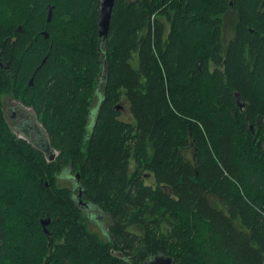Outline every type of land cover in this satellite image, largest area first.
Listing matches in <instances>:
<instances>
[{"label":"trees","instance_id":"trees-1","mask_svg":"<svg viewBox=\"0 0 264 264\" xmlns=\"http://www.w3.org/2000/svg\"><path fill=\"white\" fill-rule=\"evenodd\" d=\"M99 2L0 0V264H264V0H114L98 49ZM12 88L54 161L8 124Z\"/></svg>","mask_w":264,"mask_h":264},{"label":"flooded vegetation","instance_id":"flooded-vegetation-1","mask_svg":"<svg viewBox=\"0 0 264 264\" xmlns=\"http://www.w3.org/2000/svg\"><path fill=\"white\" fill-rule=\"evenodd\" d=\"M227 40L228 38L227 39L225 38L224 42H226ZM0 63L3 66L0 67L6 71L7 75H10L8 63L2 60L1 57H0ZM5 65H7L6 68L4 67ZM11 84H14V81L11 82ZM18 96H19V92H16L15 88H12L9 91V93H6L2 96V109L8 124L10 125L12 130L15 128L21 135H23V137L21 138L31 143L34 146V148L41 151L45 157H46V152H49L48 156L53 153L54 158L49 161H54L58 151L50 145L45 129L38 122L36 114L32 109V107L22 104L20 99L17 98ZM7 108H10V115L8 117L6 116ZM8 118L10 119L11 123L9 122ZM48 146H50L54 150V152H50ZM82 205L84 206V204ZM85 209L86 210L82 209L83 210L82 214L84 218L87 220V222L96 221L98 223H103L104 218L106 221L109 218V215H106L105 213L98 215H91L90 210L87 208ZM98 226L100 227V225ZM111 252L116 253L113 249L111 250Z\"/></svg>","mask_w":264,"mask_h":264},{"label":"water","instance_id":"water-1","mask_svg":"<svg viewBox=\"0 0 264 264\" xmlns=\"http://www.w3.org/2000/svg\"><path fill=\"white\" fill-rule=\"evenodd\" d=\"M113 5H114V0H100V2H99L98 17H97V34H98V38H99L98 49L100 48L101 42H103V40L107 36L108 30H109V24H110V20H111V15H112V10H113ZM47 9H48L47 20H49L51 13H52V7L50 5H48ZM42 33H43L44 37L47 36V32L43 31ZM0 66H2L1 63H0ZM4 67L6 68L7 65H5ZM105 69H106V65H105ZM29 83H31V80H29ZM95 92H99L98 88H97V90H95ZM235 95H236L237 102H238L239 106L242 108L245 103L239 101L238 93H236ZM99 101H100V99L97 97V99H96L97 107H98ZM95 107H96V105L91 108L90 115H91V111ZM96 113H97V111H96ZM96 113H95V115H96ZM252 128H253V126L251 124H249V129L251 131H252ZM48 148H49L50 152H54V150L50 146H48ZM48 154H49V152H46L47 160L48 161L52 160L54 158V154L52 153L49 156H48ZM62 175H64L65 178H68L71 176V174L66 175L64 172L62 173ZM77 175L78 174H76V177H77ZM78 187L79 186H77V188ZM78 189H79V194H78L79 198L77 199V202L79 204L81 202V205L84 204V206L82 205V207L89 209L91 215H98V214L104 213L103 211H100L95 206H93L91 203L83 202L80 199L81 189L80 188H78ZM79 200H80V202H79ZM49 221H50V219L48 217L45 220H41V225H42L43 229L45 230V232H48L45 229V226L49 224ZM100 226H102V225H100ZM144 264H173V259L171 257H165L163 255H158V256L154 257L151 261H149L147 263L145 262Z\"/></svg>","mask_w":264,"mask_h":264},{"label":"rangeland","instance_id":"rangeland-1","mask_svg":"<svg viewBox=\"0 0 264 264\" xmlns=\"http://www.w3.org/2000/svg\"><path fill=\"white\" fill-rule=\"evenodd\" d=\"M232 21L233 20H227L225 22V25H224L223 30H224V35H225V38L226 39L229 38V36L232 34V26H233ZM133 63H134V66H137V62L135 60H133ZM95 95H96V99H97V97L100 99V96H101L100 92H95L94 93V96ZM94 99H95V97H94ZM122 107L123 108L120 110L121 111V118H123V119H130V114L128 112V109L126 108V104L123 103L122 104ZM96 111H97V105L91 111V115L89 117V127H91L93 125ZM9 115H10V108H7L6 116L8 117ZM31 115H32V113H31ZM8 120L10 122V119L9 118H8ZM13 130H14V133L17 136L23 137V135H21L15 128ZM71 177H72V180H69V181H65L64 179H59L58 183L60 185H65V186H71V185L74 186V180L75 179L73 178V176H71ZM108 223H109V221L108 220L106 221L105 218H104L103 223H98L96 221H94V222H91L90 221L88 224L91 225L93 228H96V229L98 228V230H99V229H103L105 227V225H107ZM98 225H102V226L99 227Z\"/></svg>","mask_w":264,"mask_h":264}]
</instances>
